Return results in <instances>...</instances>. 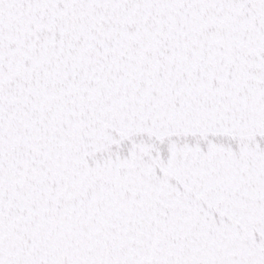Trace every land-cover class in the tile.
Instances as JSON below:
<instances>
[{
  "label": "water",
  "instance_id": "95a60500",
  "mask_svg": "<svg viewBox=\"0 0 264 264\" xmlns=\"http://www.w3.org/2000/svg\"><path fill=\"white\" fill-rule=\"evenodd\" d=\"M4 264H221L264 248V4H0Z\"/></svg>",
  "mask_w": 264,
  "mask_h": 264
},
{
  "label": "snow or ice",
  "instance_id": "6c2138e0",
  "mask_svg": "<svg viewBox=\"0 0 264 264\" xmlns=\"http://www.w3.org/2000/svg\"><path fill=\"white\" fill-rule=\"evenodd\" d=\"M4 0H0L2 4ZM13 3H22L23 0H12ZM260 3L264 4V0H259ZM3 22V17L0 16V24ZM261 193L264 194V187L260 189ZM262 203H264V195H262ZM260 212L264 214V206L260 209ZM0 264H4V261L0 259ZM221 264H264V248L259 249L258 251L254 250H244L242 253V258L239 260L221 262Z\"/></svg>",
  "mask_w": 264,
  "mask_h": 264
}]
</instances>
